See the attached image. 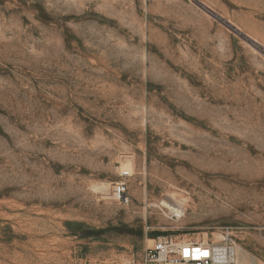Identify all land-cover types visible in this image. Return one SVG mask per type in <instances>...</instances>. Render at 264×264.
Returning <instances> with one entry per match:
<instances>
[{
    "label": "rangeland",
    "instance_id": "1",
    "mask_svg": "<svg viewBox=\"0 0 264 264\" xmlns=\"http://www.w3.org/2000/svg\"><path fill=\"white\" fill-rule=\"evenodd\" d=\"M226 227L264 264V0H0V264Z\"/></svg>",
    "mask_w": 264,
    "mask_h": 264
},
{
    "label": "built area",
    "instance_id": "2",
    "mask_svg": "<svg viewBox=\"0 0 264 264\" xmlns=\"http://www.w3.org/2000/svg\"><path fill=\"white\" fill-rule=\"evenodd\" d=\"M124 177L131 173L124 172ZM118 202L128 205L131 201L127 182L114 187ZM240 245L235 231L226 227L208 241L181 240L173 236L155 239L144 253L143 264H239Z\"/></svg>",
    "mask_w": 264,
    "mask_h": 264
},
{
    "label": "bare ground",
    "instance_id": "3",
    "mask_svg": "<svg viewBox=\"0 0 264 264\" xmlns=\"http://www.w3.org/2000/svg\"><path fill=\"white\" fill-rule=\"evenodd\" d=\"M182 198L183 197L179 198L175 196L174 194H172V196L169 197V199H164L163 201H161V207L165 210H168L170 214H173L177 217H182L185 214V210H186L185 207H186V201H187V199H182Z\"/></svg>",
    "mask_w": 264,
    "mask_h": 264
},
{
    "label": "water",
    "instance_id": "4",
    "mask_svg": "<svg viewBox=\"0 0 264 264\" xmlns=\"http://www.w3.org/2000/svg\"><path fill=\"white\" fill-rule=\"evenodd\" d=\"M202 5H204L203 3H202ZM207 9H209L208 7H207ZM210 10V9H209ZM228 23V22H227ZM229 24V23H228ZM234 29L235 30H238V29H236L235 27H234ZM239 31V30H238ZM240 32V31H239ZM244 36H246L248 39H250V40H252V41H254L252 38H250V37H248L246 34H244Z\"/></svg>",
    "mask_w": 264,
    "mask_h": 264
}]
</instances>
